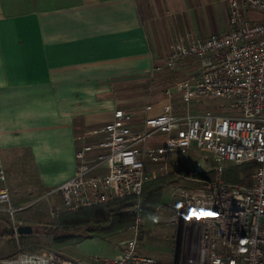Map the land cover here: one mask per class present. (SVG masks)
Masks as SVG:
<instances>
[{
  "label": "crops",
  "instance_id": "1",
  "mask_svg": "<svg viewBox=\"0 0 264 264\" xmlns=\"http://www.w3.org/2000/svg\"><path fill=\"white\" fill-rule=\"evenodd\" d=\"M227 27L220 0H0V155L10 198L33 202L37 190L46 195L70 178L77 148L95 143L114 111L141 113L146 105L133 107L178 41ZM172 101L162 95L149 115ZM165 197L156 211L174 218L183 203ZM183 229L188 263L198 256L200 228Z\"/></svg>",
  "mask_w": 264,
  "mask_h": 264
},
{
  "label": "built area",
  "instance_id": "2",
  "mask_svg": "<svg viewBox=\"0 0 264 264\" xmlns=\"http://www.w3.org/2000/svg\"><path fill=\"white\" fill-rule=\"evenodd\" d=\"M226 9L227 30L201 39L178 41L166 59L168 69L194 60L197 74L177 80L162 95L178 96L187 107H166L149 115L116 110L99 129L100 138L82 144L75 153L74 174L50 190L58 194L65 212L103 206L139 197L151 176L148 162H163L174 153L194 148L215 164V179L200 192L171 189L184 206L185 224L200 228L197 264H264V0H220ZM222 100L232 115L193 112L194 100ZM163 137L162 144L150 140ZM257 164L249 186L222 181L225 166ZM0 210L13 215L0 155ZM140 221L137 218L131 228ZM2 264H167L139 251L137 239L126 242L118 256L74 260L57 252H18Z\"/></svg>",
  "mask_w": 264,
  "mask_h": 264
},
{
  "label": "rangeland",
  "instance_id": "3",
  "mask_svg": "<svg viewBox=\"0 0 264 264\" xmlns=\"http://www.w3.org/2000/svg\"><path fill=\"white\" fill-rule=\"evenodd\" d=\"M167 69L164 67L162 73L150 83L151 86H148L149 89L146 92L147 99L133 108L137 109L147 104L154 105L155 101L161 98L165 88L172 87L177 80L189 77L191 76L189 74L197 71V63L192 59L184 60L178 62L175 69ZM224 105L222 100L200 99L192 101L190 109L193 112L211 111L224 116L232 115V112L225 109ZM171 107L174 112H180L187 106L175 95ZM157 140L162 144L164 138L159 137ZM152 141L154 140H150L148 144H154ZM214 166L213 159L208 154L194 148L174 152L166 161H152L145 165V173L151 176V180L145 184L172 174L175 180L170 185L165 186L161 194L163 202H166L164 201L166 194L170 199L172 198L171 189L189 193L202 191L206 182L197 175L213 171ZM230 167L232 165L227 164L225 170ZM35 193L36 196L31 198L32 200L35 199L33 202H14L11 196V205L18 210L13 215L0 210V264L3 260L14 258L21 251L33 254L53 251L83 261L90 257L118 256L126 242L133 238L137 239L140 252L163 263L197 264L196 256L192 257L191 262L182 261L184 258L183 237L180 236L178 227H181V234H183V228L186 224L185 222L180 224L178 220L180 212H183L181 215L184 214V208L180 207V204L177 210L172 211L174 218L159 217L158 211L153 216L144 219L139 215L140 221L135 225V229L130 227L111 234L96 232V234L94 233L96 237L81 244L58 246L53 238L65 234L57 222L66 213L60 196L58 194L45 195L38 190ZM177 199L176 202H182L179 198ZM139 203L140 200L137 198L135 211H138V214H140ZM166 210L171 211L168 208ZM175 218L179 223H174ZM18 226H29L33 232L31 234H19ZM77 234H82V232L78 231Z\"/></svg>",
  "mask_w": 264,
  "mask_h": 264
},
{
  "label": "trees",
  "instance_id": "4",
  "mask_svg": "<svg viewBox=\"0 0 264 264\" xmlns=\"http://www.w3.org/2000/svg\"><path fill=\"white\" fill-rule=\"evenodd\" d=\"M256 167L257 164L254 163L232 166L225 170L222 181L231 186H249ZM197 176L205 182H212L215 179L214 171L201 173ZM174 180V176L170 174L145 184L139 197H128L87 210L66 212L57 222L65 234L54 237L55 244L58 246L74 244L86 239L92 233L111 234L130 228L137 218L135 211L137 198L140 200V217L148 218L159 208L163 188ZM78 231H81L82 234H77Z\"/></svg>",
  "mask_w": 264,
  "mask_h": 264
},
{
  "label": "water",
  "instance_id": "5",
  "mask_svg": "<svg viewBox=\"0 0 264 264\" xmlns=\"http://www.w3.org/2000/svg\"><path fill=\"white\" fill-rule=\"evenodd\" d=\"M33 232L32 228L29 226H18L19 234H31Z\"/></svg>",
  "mask_w": 264,
  "mask_h": 264
}]
</instances>
